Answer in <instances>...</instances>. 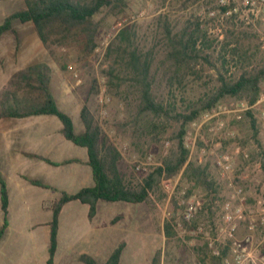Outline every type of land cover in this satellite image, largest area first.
I'll use <instances>...</instances> for the list:
<instances>
[{"label":"rangeland","instance_id":"rangeland-1","mask_svg":"<svg viewBox=\"0 0 264 264\" xmlns=\"http://www.w3.org/2000/svg\"><path fill=\"white\" fill-rule=\"evenodd\" d=\"M225 1L227 7H235L236 12L224 17L221 0L113 1L94 18L99 29L95 37L97 46L93 52L87 51L85 39L78 33L61 44L55 42L58 37L51 36L48 40L51 49L49 53L39 40L32 23L14 21V32L8 31L1 35L0 67L4 76H8L10 70L18 68L23 62H45L51 68L50 84L57 94V100L69 112L66 114H71L76 130L83 129L79 111L86 104L103 133L119 151L121 173L135 185L155 166L160 165L173 147L177 125L173 121L163 122L164 129L156 134L140 130L134 122L136 107L133 96L128 93V83L125 82L118 90L108 92L102 70L113 64L116 54L106 58V47L118 31L125 27H133L135 41L140 48L147 50L161 35V19L166 20L174 31L188 22L200 23L211 43L210 48L202 47V55L207 56L209 62L199 60L194 74L187 78L184 93H181L182 90H174L176 107L182 110L185 104L181 97L196 99L201 96L216 84L218 74L236 78L243 68L264 65L263 17L252 14L248 6L244 5L245 0ZM23 8V0H0L2 18ZM94 86L97 95H94ZM158 95L168 96V89L162 86ZM240 102L231 100L222 105L233 104L234 108ZM222 105L213 109L219 113L217 117L197 129V125L193 124H199L201 117L188 127L184 137L189 160L208 167L216 183V194H208L200 186L183 178L180 172L172 179L162 180L159 189L151 193L149 201L145 203L133 205L99 201L94 224L96 233L94 231L91 235L85 233L89 225L87 212L83 211L79 202L72 203L65 208L60 218L59 251L53 264H83L78 261L80 254H87L98 264H103L122 240L126 242V248L120 264H151L155 254H158L159 264H220L215 257L221 255L222 251H226L223 264H234L225 231L224 205L229 202L233 211L236 207L242 208L247 217L256 212L257 201L264 198V136L258 140L259 145L255 143L256 152L249 150L251 132L247 128L248 117L244 116L245 112L240 120L233 113L221 117ZM261 107L264 108V103ZM259 108L252 110V116L256 119ZM221 118L226 124L225 131H210L217 121L221 122ZM230 126L237 127V135L230 134ZM67 143L69 149L66 158L87 155L84 148ZM223 145L225 150H222ZM238 147L248 154L247 158H243V153L236 154ZM223 154L234 158L231 172L223 173L215 165V161L221 159ZM76 168L64 165L60 171L51 170L48 175L38 178L54 185L58 191L48 190L42 195L33 196L30 194L25 199L22 195L12 194L10 213L7 216L10 228L0 241V264H46L52 203L62 193H75L80 185L84 186L87 181H91L89 167L83 168L88 171L87 180L64 177L61 172L69 173ZM8 182L10 184V180ZM233 186L243 188L241 201L231 198ZM9 188L12 193L11 184ZM189 205L194 206L195 210L187 220L184 216ZM3 219L0 208V227ZM34 223L41 225L31 229ZM166 224L172 229L170 237L165 236ZM240 226L247 231L246 223H239L237 238L241 235L238 232ZM254 242L262 243L260 252L264 253V233H255Z\"/></svg>","mask_w":264,"mask_h":264},{"label":"trees","instance_id":"trees-1","mask_svg":"<svg viewBox=\"0 0 264 264\" xmlns=\"http://www.w3.org/2000/svg\"><path fill=\"white\" fill-rule=\"evenodd\" d=\"M113 1L120 0H23V9L3 19L0 24V36L8 31L14 32V21L32 23L39 40L49 53L51 49L48 40L51 36L58 37L55 42L61 44L78 33L85 39L87 51L93 52L97 46L95 37L99 29L94 18ZM226 8L222 7L221 11ZM160 22L161 35L147 50L140 48L135 41L133 27L120 29L114 40L107 45L105 52L106 58L115 53V60L107 69L102 70L109 93L111 90L120 89L125 82L128 83V93L133 96L136 107L134 122L139 125L141 131L156 134L164 129L163 122L173 121L177 125L173 135V147L169 149L160 165L155 166L138 184L133 185L121 173L119 151L103 133L86 104L81 107L79 113L83 132L75 133L70 116L59 110L51 93V68L45 62H36L16 71L0 90V119L55 116L62 125L61 133L65 139L87 152V165L91 170L93 185L82 188L75 194L62 193L60 198L52 203L46 264H53L57 250L59 216L63 206L69 202L79 201L88 205L87 218L91 221L99 201L133 205L145 203L149 201V195L159 189L162 180L172 179L180 172L183 178L195 186H200L208 194L217 193L216 183L211 178L208 167L189 160V150L184 144V137L193 122L227 101H242L249 107L255 105L263 91L264 65L243 68L236 78L218 74L216 84L201 96L196 99H186L182 96L185 106L180 110L176 107L174 90H182L181 93H184L187 78L194 74L199 60L209 62L208 57L202 55V47L210 48L211 43L200 23L188 22L181 29L174 31L166 20L161 19ZM62 68L65 69V66ZM162 86L168 89L169 95L166 97L158 95ZM93 91L94 95L98 94L95 86ZM244 116L248 117L251 127H254L252 110L245 111ZM27 156L42 159L35 155ZM45 161L52 166L60 165ZM72 162L76 161L68 160L61 164ZM26 180L34 186L53 189L37 179ZM0 197L4 217L0 227L1 241L8 226V193L1 175ZM164 230L166 237L172 235L169 224L165 225ZM125 246V241H120L103 264H119ZM225 256L226 251H222L215 259L223 264ZM78 261L83 264H98L87 254H80ZM151 264H159L158 254L154 255Z\"/></svg>","mask_w":264,"mask_h":264},{"label":"crops","instance_id":"crops-1","mask_svg":"<svg viewBox=\"0 0 264 264\" xmlns=\"http://www.w3.org/2000/svg\"><path fill=\"white\" fill-rule=\"evenodd\" d=\"M4 18L0 16V21L2 22ZM1 38L2 36H0V40ZM28 64L30 63L29 62L21 63V66H19L18 68L10 70L11 72L8 76L6 75L4 76V73L2 72V69L0 67V90L5 86L6 82L9 80V78L11 77L13 73H15L16 71L20 70L21 68L25 66H28ZM50 89H51V93L56 101V104L59 110L62 109L61 111H64L65 113H69L60 106L59 101L57 100V94H55V92L52 89V84H50ZM253 118L255 120L254 127H251V124L248 123L247 128H249L251 132L250 140H249V143H251V145L249 146V150L256 152L257 151L255 149L256 144L259 145L258 140L263 135L260 133V130L258 128L257 119L255 118V116H253ZM243 122H245V118H243ZM227 126H229V124H227ZM247 128L245 129L246 131H247ZM61 129H62V125L60 121L55 116H50V115L30 116L26 118H1L0 119V175L6 183V189L8 193L7 216L10 213L12 194L22 195L23 198L25 199L26 195H30V194L33 196V195H38V194L42 195L45 191H48V190L58 191V189L54 185L45 183L39 180L38 178L48 175L51 172V170L60 171L61 166H64L61 163L65 161H68V160L76 161V162H72L66 165L77 166V168L73 171H70L69 173L61 171L64 177H76L81 180L88 179V171L83 170V168L89 167L87 165V161H88L87 155L84 156L83 154L81 158H66L65 157L66 151L67 149H69V144L67 142H70V141H67L65 139V137L61 133ZM74 130H75V133L77 134L83 132V129L77 131L75 127H74ZM230 132H231L230 133L231 135L235 136L238 134L239 130L237 129L236 126H230ZM222 150H225L224 145L222 147ZM241 151L243 152L242 149ZM27 155L39 156L43 160L38 159V158H32ZM45 160L51 161V162H54L60 165L52 166L48 164ZM26 178L37 179L38 181L53 187V189H45V188H41L38 186H34L30 184L26 180ZM8 180H10V184L13 187L12 193L9 188L10 184ZM86 183L87 184H85L84 186L80 185L77 191H79L82 188L92 186L93 185L92 176H91V181H87ZM75 193H72V194H75ZM75 202H79V201L69 202L65 204L61 210V213L59 216V222H58L57 250L54 256V261L56 260V257L59 251L60 218L65 208L68 205L75 203ZM80 204L83 206V211L84 212L86 211L88 215V211H89L88 205L82 204V203ZM97 206H98V203H97ZM97 206H96V214L94 218L91 221H89L88 230L85 232L86 234L91 235L94 233L96 229L94 224L97 218ZM0 208H1V197H0ZM39 225L41 224L34 223L31 225V229H35ZM9 228H10V223H8V226L5 232H7ZM102 229L103 227L101 228V230ZM241 231H244V233ZM238 232H240L241 234L240 237L244 236L247 233L244 227H241V226ZM120 263H121V260L119 264Z\"/></svg>","mask_w":264,"mask_h":264},{"label":"built area","instance_id":"built-area-1","mask_svg":"<svg viewBox=\"0 0 264 264\" xmlns=\"http://www.w3.org/2000/svg\"><path fill=\"white\" fill-rule=\"evenodd\" d=\"M245 6H248V10L258 16H262V20L264 22V0H245ZM228 4L225 0H221V8L227 7ZM233 12H236V8H226L225 11L222 13V17L230 16ZM264 103V93L261 94L257 103L251 107L247 106L244 102H240L236 104L233 108V104L230 105H222L221 106V117L228 114H235V118L240 120L242 117V113L247 110H253L254 108H259ZM259 115L257 119V125L260 130V133L264 136V108H259ZM218 112L214 110L206 113L202 116L201 122L199 124L194 123L193 125H197V129L207 122H210L213 118L218 116ZM226 124L221 118V122L217 121L213 127L209 130L212 132L225 131ZM196 137V136H195ZM195 142V141H194ZM194 147V143L192 148ZM204 152V149H202ZM236 154H242L243 152L240 148H236ZM248 154L243 153V158H247ZM233 156L229 154H223L221 159H217L215 161L216 167L221 169L223 173H228L232 171L233 165ZM229 186H232V183H229ZM243 188L240 186H233V195L231 198L237 199L241 201L243 199ZM195 210V207L189 205L187 211L185 213L184 218L189 219L191 217L192 212ZM244 222L246 223L247 234L243 237L237 238L236 231L238 228L239 223ZM224 223H225V231L228 236V240L230 241V252L231 256L233 257L234 264H264V253L260 252L261 242L255 243L254 242V234L258 231L264 233V198L259 199L257 201V207L255 213H250L247 217L243 209L240 207L234 208L230 203H225L224 205Z\"/></svg>","mask_w":264,"mask_h":264}]
</instances>
